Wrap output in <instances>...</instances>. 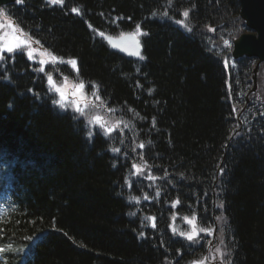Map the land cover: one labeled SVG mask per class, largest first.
Wrapping results in <instances>:
<instances>
[{
    "label": "trees",
    "instance_id": "obj_1",
    "mask_svg": "<svg viewBox=\"0 0 264 264\" xmlns=\"http://www.w3.org/2000/svg\"><path fill=\"white\" fill-rule=\"evenodd\" d=\"M240 9V0L5 8L52 55L78 63V77L59 76L95 94L116 130L94 134L82 114L60 112L42 71L4 57L0 264H192L212 247L215 221L225 264H264V65L241 125L256 61L228 65L225 41L246 32ZM90 26L139 29L142 60L110 50ZM174 216L205 233L181 238Z\"/></svg>",
    "mask_w": 264,
    "mask_h": 264
},
{
    "label": "water",
    "instance_id": "obj_2",
    "mask_svg": "<svg viewBox=\"0 0 264 264\" xmlns=\"http://www.w3.org/2000/svg\"><path fill=\"white\" fill-rule=\"evenodd\" d=\"M241 16L245 20L247 27L256 32L257 35H243L235 42L234 57L242 56L255 57L260 63L264 62V0H240ZM17 0H0V9L3 6L16 4ZM109 47L121 54L137 59L142 52L140 40L135 35H124L119 38L103 36ZM139 52V55L136 53ZM256 68L253 74V82L257 86ZM255 90V88H254Z\"/></svg>",
    "mask_w": 264,
    "mask_h": 264
},
{
    "label": "rangeland",
    "instance_id": "obj_3",
    "mask_svg": "<svg viewBox=\"0 0 264 264\" xmlns=\"http://www.w3.org/2000/svg\"><path fill=\"white\" fill-rule=\"evenodd\" d=\"M49 3H50V0H49ZM55 4H57V3H55ZM6 20H7L6 14L0 13V38H4L3 40H1L2 44L4 42L13 43V44L19 43L20 47H17V50H23L26 52V54L29 51H32L33 56L31 57V59L33 61H35L37 63L41 61L42 65H44V66H47L50 64H58L57 63L58 61L54 58H50L49 57L50 55H48L47 53L37 52L35 49H31L29 44L27 43L26 37H24L23 35H18L17 31L15 30L14 25L11 22L6 21ZM15 49L16 48H14V50ZM4 51H6V50H4ZM49 87H50L51 91H53L56 94L57 101L60 102L58 104V106H60V107H61V105H62V107L70 106V105H72V101H75L78 103L81 102V100L77 96L78 92L80 91V88H74V87H72L68 84H65V83H63L62 85H57L52 80H49ZM57 88H60L62 90V92L64 94L63 97H61V94L56 91ZM76 108L87 111V113L90 114L89 116L91 117V121H98L99 120L98 114L95 113L93 110L92 111L87 110V109H85V106L80 108L77 105H76ZM193 227L194 228H192V230L193 231L195 230V232L199 233L198 227L196 225H193Z\"/></svg>",
    "mask_w": 264,
    "mask_h": 264
},
{
    "label": "snow or ice",
    "instance_id": "obj_4",
    "mask_svg": "<svg viewBox=\"0 0 264 264\" xmlns=\"http://www.w3.org/2000/svg\"><path fill=\"white\" fill-rule=\"evenodd\" d=\"M58 2H62V0H50V3H52V4H55V3H58ZM73 11H78V9H73ZM183 15H184L185 17H187V16H188V13H187V12H184ZM138 30H139V29H138ZM101 35H103V33H101ZM3 39H4V38H0V40H3ZM225 43L227 44L228 42L225 41ZM17 47H20V44H19V43L13 44V43L4 42V43L2 44V47H0V52L6 50L8 53H12L13 50H14V48H17ZM27 55H28L29 58H31V57L33 56V52H32V51H29V52L27 53ZM136 55H139V52H137ZM75 63H76L75 60L71 61V64L75 65ZM49 79L51 80V77H49ZM81 87H83V86L81 85ZM56 91L59 92V93L61 94V97L64 96V94H63V92H62V90H61L60 88H57ZM53 103L59 104L60 102H59V101H53ZM61 107H62V105H61ZM97 119H98V118H97ZM142 146H143V145H142ZM113 151H114V152H118L119 149H113ZM130 199H135V197H130ZM221 206H222V205H221ZM131 214L134 215V213H131ZM152 219H153V221H154V218H152ZM188 222H189L190 224L193 223V221H188ZM154 226H155V225H154V223H153V227H154ZM181 235L184 236L185 234H184V233H181ZM194 235H199V233H198V232H195V230H194L193 234H187V235H186V239L189 240V241H191V240L194 239Z\"/></svg>",
    "mask_w": 264,
    "mask_h": 264
},
{
    "label": "bare ground",
    "instance_id": "obj_5",
    "mask_svg": "<svg viewBox=\"0 0 264 264\" xmlns=\"http://www.w3.org/2000/svg\"><path fill=\"white\" fill-rule=\"evenodd\" d=\"M201 211H202V210H199L200 214H201ZM201 215H202V214H201Z\"/></svg>",
    "mask_w": 264,
    "mask_h": 264
}]
</instances>
